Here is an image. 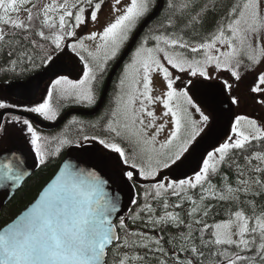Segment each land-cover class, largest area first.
<instances>
[{
	"label": "snow or ice",
	"instance_id": "6c2138e0",
	"mask_svg": "<svg viewBox=\"0 0 264 264\" xmlns=\"http://www.w3.org/2000/svg\"><path fill=\"white\" fill-rule=\"evenodd\" d=\"M102 4L103 0H0V54L11 58L6 60L9 71L43 67L53 77L43 102L20 106L0 101V109L55 120L54 91L59 99L96 102L95 86L109 61L133 38L155 0H129L122 7H116L121 0H114V19L102 31L78 36L82 25L98 21ZM178 7L179 22L169 16L163 31L150 29L125 65L114 107L103 125L111 138L84 136L118 154V162L127 166L123 178L131 188L143 189L131 201L143 203L129 218L148 231L133 230L117 215L119 194L98 171L65 163L35 202L0 228V264H264V124L236 115L231 135L211 151L204 149L195 161L194 175L184 171L199 147L198 137L206 129L211 132L210 114L220 95L226 93L229 105H238L233 87L246 74L253 76L248 91L264 106V0L228 5L223 0H183ZM220 7L227 12L216 19L213 14ZM168 8L176 9L177 4L169 0ZM66 50L82 63V79L73 81L62 74ZM153 73L162 77L166 88L159 95H153ZM156 104L163 108L159 116ZM169 124L165 139L158 140ZM10 127L25 137L35 162L45 165L52 154L47 150L51 141L41 137L29 118L12 112L0 115V137H7ZM56 140V153L72 143ZM117 141L131 145V150ZM225 169L234 172L235 179ZM26 175L23 156L0 154V187L18 188ZM217 176L219 184L212 182ZM172 197L176 200L170 203ZM150 200L157 202L159 214ZM218 204L228 205L221 219H216L221 216Z\"/></svg>",
	"mask_w": 264,
	"mask_h": 264
},
{
	"label": "water",
	"instance_id": "95a60500",
	"mask_svg": "<svg viewBox=\"0 0 264 264\" xmlns=\"http://www.w3.org/2000/svg\"><path fill=\"white\" fill-rule=\"evenodd\" d=\"M164 7H165V0H157L156 8L149 14V16L141 23V25L134 32L133 38L129 41L124 51L120 55V57H118V59L116 60L115 66L110 71L104 89L102 91L100 101L95 109L71 110L65 113L56 123H46L35 116L27 115L14 110L2 111L0 112V115H4L7 112H12L13 114L16 115H23L29 119H32L33 122H35L41 129L46 131L58 130L72 116H82V117L97 116L103 110L107 102L108 96L111 92L113 83L117 75L119 74L120 70L123 68V66L126 64L128 59L131 57L132 52L135 51V48L137 47L140 39L145 34L149 26H151V24L155 22L163 13ZM63 64L65 66V71L62 74L67 75L70 72V69L68 68V63L66 59L63 60ZM52 79L53 77L51 73L48 72L47 69H45L43 72L34 76L33 79H31L26 84L21 85L18 88L11 87L10 90L12 91L20 90L27 94H30L33 91V101H34L37 95L39 94V91L42 88V86L48 80H52ZM214 106L215 108L220 110V111H216V114H214V120H213L214 128H212L210 133H208L205 137H203L201 140H199L196 143L197 145H199V147L196 148V152L193 153L192 159L189 161V164L184 169V171L187 172L188 176L194 175L192 169L196 167L195 161L200 159V156L204 151V149L207 148L209 151H211L212 145H218V143L223 142L225 137L227 135H230L231 133L230 125L234 121V115H232L233 108L232 105H229L228 103L227 94L226 93L221 94L218 102ZM222 109L231 111L230 116L226 120L225 118L223 119L222 115H220ZM193 147H196V145H194ZM11 152H16L18 155L24 157L28 175L25 176L24 180L22 181L21 185L18 188L0 187V215L4 207L13 199L15 194L23 187V185L28 180V178L32 175V173H34L38 165V163L35 162L34 160V153L25 144H23L22 146H17L12 149H8L6 151L0 152V154L8 155ZM65 163H70L72 165H75L77 168L98 171L102 175V177L108 181L110 185V190L114 193L119 194L120 212L117 215L123 218L125 222L128 221L129 215L133 211L135 205L132 204L131 201L136 198L135 197V194L137 193L136 188H131L129 186V183L123 178L121 171H117L113 169V166L109 162L108 157L102 153L98 145H87L83 147L70 148L67 158L62 163L55 177L59 174L60 170L63 168ZM172 175L175 176L176 173H172ZM55 177L49 183H51L55 179ZM179 178L184 179L186 177L184 175H180ZM142 183L149 184L148 182H144V181H142ZM47 185L45 187H47ZM115 222L116 221L114 219V223Z\"/></svg>",
	"mask_w": 264,
	"mask_h": 264
},
{
	"label": "flooded vegetation",
	"instance_id": "af4514ba",
	"mask_svg": "<svg viewBox=\"0 0 264 264\" xmlns=\"http://www.w3.org/2000/svg\"><path fill=\"white\" fill-rule=\"evenodd\" d=\"M7 59H11V58H3L1 60V62H0V101L6 102V103H11V104H16V105H20V106H35V105L43 102L44 99L46 98V93L49 90V86H50V83H51L52 80H48L42 86V88L39 91V94L37 95V97H36V99L34 101H33V91L30 94H27V93H25L23 91H20V90L19 91L18 90L12 91V90H10V88L11 87L18 88L19 86L26 84L31 79H33L34 76H36L37 74L43 72L45 70V68L38 67V68L30 69L28 71H21V67H23V66H21V67L17 68L16 72L13 73V72L9 71L10 65L6 62ZM67 63H68V68L70 69V72L66 76L69 79L73 80V81H77L79 79H82L83 77H82V71L81 70L83 68V65L79 61V58L67 59ZM112 68L113 67H111L110 69H112ZM110 69L108 70V73H109ZM119 76H120V74L118 75L117 78H119ZM117 82H118V80H117ZM248 82L244 86H242V88H240V89L233 87L232 95L237 96L239 98L240 102H239L238 105H232V108H233L232 115H234V119H235V116H236L235 110L238 109V110H241V112L238 113L239 115H249V113H252V116H251L252 119L258 118V121L264 124V106L256 103V101L252 98L253 95H255V94L250 93L248 91V89L245 90ZM105 83L106 82H104L103 85H100V87L98 89H96V87H95V93L97 95V99H96V102L93 105H83V104H80V102L79 103L75 102L77 100L71 99V98L59 99L58 91H54L53 92L52 103H53L54 107L57 109V117H56L55 120H47V119H44L43 117L39 116L38 114H33V113H24V114L31 115V116H36V117L40 118L42 121H44L46 123H56L65 113H67V112H69L71 110H80V109H83V108H86L88 110L95 109L97 107L99 101H100L101 94H102V91L104 89ZM116 85H117V83L115 82L113 84V86H112L114 90L116 88ZM113 89H111V90H113ZM235 89L240 91V93L237 92ZM98 90H100V92ZM110 93H112V94H111L110 97L108 96V99L110 98V100H111L109 107H111V109H112L114 107V97H115L114 94H115V91H114V93L113 92H110ZM99 94H100V96H99ZM248 98H250V100H248ZM108 99H107V102H106L103 110L97 116H95V117L78 116V117H82L85 120L86 119L90 120V122L87 124L88 126H90L93 121L97 120V122H98L97 125L100 126L101 129L104 128L103 127L104 122L109 118L107 115H104V113L106 112L107 103L109 101ZM66 101H73V102H75V104H65ZM213 107H214V113L213 114L208 113V111L205 109V112L207 114L212 115V123H211L212 126H211L210 129L214 128V122H213L214 114H216V111H220L217 108H215V106H213ZM59 109H60V111H59ZM8 110H14V111H17V112H21V111H19L17 109H8ZM2 111H5V109H0V112H2ZM21 113H23V112H21ZM230 114H231L230 110H223L222 109L221 112H220V115H222L223 119L225 118V120L230 116ZM72 117H75V116H72ZM72 117L69 118L67 120V122L70 119H72ZM102 117H103V119H101ZM30 120L33 123V127L37 130V132L40 135H43V134L53 135V134L57 133L58 131H60L62 129V127L67 123L66 122L58 130L46 131V130L41 129L35 122H33L32 119H30ZM76 127H77V130H79L78 133H77V130L75 132H71L70 133V134L74 135L71 138L72 141H73V144L68 145L64 149V151L61 152V154H58V153L55 152L52 156L49 155L47 163L45 165H39L38 164L36 170L34 171V173H32V175L28 178V180L31 179V177H33L41 168L47 166L49 164V162H59L58 163V170H57V172H58L60 167H61V165H62V163L67 158L70 148H72V147H83L85 145H98L100 147L102 153L105 156L108 157V160L111 163V165H112L113 161L118 162V154L113 153V152H111L108 149H104L103 146L98 143V141H95V140L85 141L84 140V136H89V137L97 136L99 131H101V130L97 131V126L92 127V129L89 128V134L86 133L87 130H86V127H85L84 124L76 125ZM98 136H100V134H98ZM23 144L27 145L30 148V145H28V143L25 140V137L23 135H21V133L18 130V128L10 127L9 128V135L7 137H0V152L6 151L8 149H12V148L17 147V146H22ZM47 150L50 153H53L55 151V149H54V147L52 145H48L47 146ZM118 164L120 165V168H117V167L112 165L113 169L122 172V170L127 167L125 165L120 164L119 162H118ZM57 172H56V174H57ZM55 175H54V177H55ZM27 181L25 182V184L27 183ZM24 185H23V187H24ZM43 188H42V190H43ZM137 190H138V193H139L140 188L138 187ZM38 196H37V198H38ZM14 197H13V199H14ZM37 198H35V200ZM34 202H32V203H34ZM31 204L28 207H30ZM3 210H2V212H3ZM133 212H135V210ZM128 223H130V226L132 228L134 227V225L132 224V221H131L130 218L128 220Z\"/></svg>",
	"mask_w": 264,
	"mask_h": 264
},
{
	"label": "trees",
	"instance_id": "16d2710c",
	"mask_svg": "<svg viewBox=\"0 0 264 264\" xmlns=\"http://www.w3.org/2000/svg\"><path fill=\"white\" fill-rule=\"evenodd\" d=\"M172 2L177 4V8L176 9H169L168 8L169 0H165V7L163 10V13L160 15V17L155 22H153L151 24V26H149V28L147 29V31L145 32L144 35L149 34L150 29H154L157 27H161V31H163L164 29L162 26L167 23V17H169V16H171L174 20H177V22H179L180 9L178 6L180 3L183 2V0H172ZM198 2H203V0H198ZM234 2H242V0H223L224 5H228V4L234 3ZM156 6H157V0H155V6H154L153 10L156 8ZM226 12H227L226 7H220V8L216 9V11L213 15L215 16L216 19H221L224 15H226ZM193 14H195V13H193ZM207 26L209 28L212 27V19L211 18L208 20ZM33 38L39 39V37H33ZM3 58H6V57L4 55L0 54V62ZM12 58H14V57H12ZM117 80L118 79H116V81H115L116 83H117ZM112 89H113V87H112ZM113 90H111V92L114 93L115 90L114 91ZM111 94L112 93H110L109 97L111 96ZM108 100L109 101L107 103L106 110L109 108L110 102H111L110 98ZM88 123L89 122H87V124ZM97 124H98L97 120L93 121L92 124L90 125L91 129H92V127H94V125L96 126ZM86 133L89 134V127H88V130L86 131ZM71 144H73V143H71ZM58 163L59 162H49V164L47 166L41 168L33 177H31V179H29L27 181V183L24 185V187L15 195L14 199L11 202H9V204H7V206L4 208V210L0 216V228H2L3 226H6L7 223H10L13 218L20 215L32 202L35 201V198H37V196L39 195L42 188L45 187L49 183V181H51L53 179L54 175L56 174V172L58 170ZM225 171L229 175L230 179H235L234 172H229L227 169H225ZM212 182L215 184H219L220 178L218 176L212 177ZM198 191L199 190H197V192ZM139 193L142 195L143 189H140ZM175 200H176V197H172L169 202L172 203ZM211 202L216 203V201H211ZM142 203H143V201L140 200L137 204H135L133 211L138 210L139 204H142ZM149 203H152L153 206L157 208V213L159 214L161 209L158 207L157 202L150 200ZM185 207H188L187 203H185ZM226 207H228L227 204H223V205L218 204V208L221 212V216L216 217V219H221L223 217L224 209ZM169 210H172V209H169ZM177 211H179V210H177ZM127 224L130 225V223H128V222H127ZM133 230H141V231H145V232L148 231V229L143 227V225L140 221H137L135 223ZM120 234H121V237H123V235H124L123 232H121ZM152 234L156 235V233H152ZM122 251H128V250L122 249ZM140 254H142V251L140 252ZM109 259L111 260V256L109 257Z\"/></svg>",
	"mask_w": 264,
	"mask_h": 264
},
{
	"label": "rangeland",
	"instance_id": "374dc122",
	"mask_svg": "<svg viewBox=\"0 0 264 264\" xmlns=\"http://www.w3.org/2000/svg\"><path fill=\"white\" fill-rule=\"evenodd\" d=\"M43 2H48V0H43ZM128 2H129V0H121V4L120 5H117L116 7H122V6L126 5ZM113 3H114V0H103L101 12L98 14V21L95 24H93L92 22L88 21L85 25H82L79 29L76 30L77 31V35L78 36H83V35H87L91 31H102L103 26L106 25L108 22H110V20L114 19L115 15H116V13L112 12V10H111V5ZM21 15L23 16V12H21ZM150 42H149V45L148 46L149 47H152L153 46V42H151V43ZM85 43L91 46V42L85 41ZM122 50H121V52H122ZM121 52H120V54H121ZM120 54H119V56H120ZM75 58H78V57H75L74 54H72L69 50H66V53L64 54V59L67 60V59H75ZM117 58L115 60L109 61V62L114 63L117 60ZM261 67H264V64H262ZM109 69L110 68H108V70ZM108 70L103 74L102 78L99 80V83L95 86L96 89H98L100 87V85H103V83L105 81V78H106V75L108 73ZM259 70H260V67L257 68V71H259ZM122 72H123V70H122ZM122 72H121V74H122ZM121 74H120V76H121ZM174 74H175V72H174ZM221 75H224L225 77L228 76L227 73H221ZM120 76H119V78H120ZM119 78H118L117 85L119 83ZM152 79H153V85L152 86H153V89H154L153 95H159V94L163 93L166 90V88L164 86L162 77L158 73H153L152 74ZM252 79H253L252 74H250V73L249 74H246L242 78V80L240 82H238L237 84H234V88H239L240 89V88H242V86H244L249 81L248 84H247V86H246V88H245V90H246V89H248V85L252 82ZM117 85H116V88H115V94H114V96L116 95V93L118 91ZM236 91L240 93V91H238V90H236ZM69 98L75 99L74 97H69ZM96 99H97V95H96ZM248 100H250V98H248ZM75 102H77V103L80 102V104H83V105H89L86 101H75ZM75 102H73V101H66L65 104H75ZM153 107L155 108L156 115L159 116L161 114V112L163 111L162 105L156 104ZM59 111H60V109H59ZM110 111H111V107H109L106 110V112L104 113V115H107V113H109ZM240 112H241V110H238V109L235 110V114L236 115H239L238 113H240ZM197 116H198V114L195 113V112H193V118L194 119L195 118H198ZM247 116L249 118H252L251 117L252 116V113H249V115H247ZM256 120L258 121V118H256ZM73 121H75V122H73ZM87 122H90V120H88V119L85 120L82 117L75 116V117H72V119H70L62 127V129L60 131H58L57 133H55L53 135L43 134V135H41V137L48 138L51 141V144H49V145H52L54 147V149H56V147H57V140H56V138L62 137V138H67V139H69V140L72 141L71 138L74 135L73 134H70V133L71 132H75L77 130L76 125L84 124L85 127H86V130H88V127L91 129V127L87 125ZM161 122L162 121H160V120L157 121V123H161ZM258 123H261V122L258 121ZM96 126H97V131L101 130L98 133V134H100V136H98V134H97L98 137H101V138L102 137L103 138H109V139L111 138L109 136V134L106 131H104V128L101 129L100 126H98V125H96ZM211 126H212V124L210 123L209 129L211 128ZM170 127H171V125L169 124L168 127H166L164 129V131L160 134V136L157 137V139L160 140V141L164 140L165 137L167 136V133H168V130H169ZM78 131L79 130H77V133H78ZM208 133H209V131H208V129H206L205 130V133H202L201 136L198 137L197 142L199 140H201L203 137H205ZM117 142H120V141H117ZM72 143H73V141H72ZM121 145L125 148L126 151H130L131 150V145L127 144L126 142H121ZM67 146L68 145H65V146L60 147V151H59L58 154H61V152L64 151V149ZM157 147H158V145H157ZM54 153H55V151L51 154V156ZM112 165L115 166V167H117V168H120V165L116 161H113L112 162ZM165 171L166 172H171V170H165ZM164 174H165V172H161V175H164ZM157 179H159V177ZM144 182L153 183V181H144Z\"/></svg>",
	"mask_w": 264,
	"mask_h": 264
}]
</instances>
